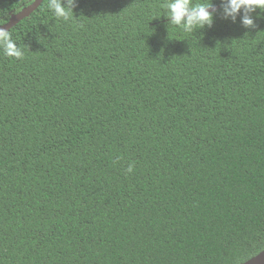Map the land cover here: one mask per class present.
I'll return each mask as SVG.
<instances>
[{
	"label": "trees",
	"instance_id": "obj_1",
	"mask_svg": "<svg viewBox=\"0 0 264 264\" xmlns=\"http://www.w3.org/2000/svg\"><path fill=\"white\" fill-rule=\"evenodd\" d=\"M32 0H0V25ZM168 0H44L0 46V264H241L264 249V11L184 32ZM203 0H193V3ZM131 168V171H129Z\"/></svg>",
	"mask_w": 264,
	"mask_h": 264
},
{
	"label": "clouds",
	"instance_id": "obj_2",
	"mask_svg": "<svg viewBox=\"0 0 264 264\" xmlns=\"http://www.w3.org/2000/svg\"><path fill=\"white\" fill-rule=\"evenodd\" d=\"M75 4L76 0H48L47 7L53 11L57 18L68 20L70 14L73 13ZM164 7L166 9L165 16L169 18V24L189 33L205 26H211L216 15L212 0L196 3H193V0H168ZM256 9L264 11V0H221V10L225 19L230 18L235 22L237 15L243 10L241 22L245 28L256 27L255 20L251 15ZM0 46L3 47L4 53L9 57L17 59L23 57L22 49L12 38L9 30L3 27H0Z\"/></svg>",
	"mask_w": 264,
	"mask_h": 264
},
{
	"label": "water",
	"instance_id": "obj_3",
	"mask_svg": "<svg viewBox=\"0 0 264 264\" xmlns=\"http://www.w3.org/2000/svg\"><path fill=\"white\" fill-rule=\"evenodd\" d=\"M43 1L44 0H32L29 5L21 9L19 12L12 14L9 20L6 23L0 25V27L9 30L18 22H20L23 18L28 17L32 12H34ZM213 9H218V6H213ZM241 264H264V249L258 252L256 255L245 260Z\"/></svg>",
	"mask_w": 264,
	"mask_h": 264
}]
</instances>
